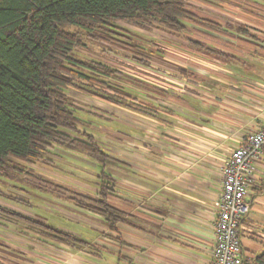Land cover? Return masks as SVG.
Instances as JSON below:
<instances>
[{
	"label": "crops",
	"instance_id": "obj_1",
	"mask_svg": "<svg viewBox=\"0 0 264 264\" xmlns=\"http://www.w3.org/2000/svg\"><path fill=\"white\" fill-rule=\"evenodd\" d=\"M203 1L233 5L226 12L217 7L222 16L203 15L223 27L196 23L195 39L181 38L169 46L175 57L162 50L166 53L156 57L161 64H153L148 77L154 85L136 95L137 103L151 111L121 108L126 120L118 141L120 155L108 150L117 159L108 160L115 165L110 169L114 194L108 201L121 211L122 220L111 227L100 214L78 205L96 220L84 224L88 233L77 232L73 225L65 229L88 246L49 237L53 243L47 246L58 251L41 250L28 257L30 248L24 247L16 257L11 251L16 243L5 237L7 250L0 249V264L212 263L221 167L242 134L264 124V11L257 0ZM240 25L250 33H240ZM98 178L93 184L82 182L92 186L91 194L76 190L79 186L60 187L96 198ZM248 197L251 212L239 231L244 260L250 264L264 251V150Z\"/></svg>",
	"mask_w": 264,
	"mask_h": 264
},
{
	"label": "trees",
	"instance_id": "obj_2",
	"mask_svg": "<svg viewBox=\"0 0 264 264\" xmlns=\"http://www.w3.org/2000/svg\"><path fill=\"white\" fill-rule=\"evenodd\" d=\"M186 1L0 0V173H7L15 162L40 161L54 146L83 153L104 166L108 160H117L85 130L89 122L80 116V106L69 92L81 91L120 109L143 112L151 108L139 105L137 96L114 80L118 77L115 70L94 58L84 59L77 51L92 39L128 45L115 36L127 37L119 31L123 22L172 32L185 30L186 21L223 27L187 8ZM238 29L250 33L243 25ZM98 177V197L86 198V202L76 200L77 196L69 199L97 212L114 227L122 220L121 211L108 201L114 194V178L106 168ZM41 224L58 241L79 247L90 244ZM243 264L249 263L244 260ZM250 264H264V251Z\"/></svg>",
	"mask_w": 264,
	"mask_h": 264
},
{
	"label": "rangeland",
	"instance_id": "obj_3",
	"mask_svg": "<svg viewBox=\"0 0 264 264\" xmlns=\"http://www.w3.org/2000/svg\"><path fill=\"white\" fill-rule=\"evenodd\" d=\"M232 1L240 4L243 0ZM257 1L260 4L256 6L264 11V0ZM186 4L188 8L196 10L197 13L208 14L210 17L211 15H223L217 7H222V11L226 12L230 6H233L223 3L217 5L215 2L205 3L203 0H187ZM255 10L258 11V9ZM240 21L242 19L238 20V22ZM201 22L200 20L186 21V29L176 32L157 26L138 27L123 22L120 23L122 29L119 31L127 37L115 36L126 41L128 45L114 39H92L87 40L86 47L79 48L77 53L84 59L94 58L102 61L115 70L118 77H114V80L125 87L130 94L136 96L143 87L148 91L154 85L153 81H149V78L153 74L152 65L161 64L156 59L166 53L162 50L164 48L172 49L173 51L171 50L170 53L167 50L166 54L174 56L175 50L169 49V46L180 43L181 38L184 40L195 39L197 36L194 35L193 28L198 26L196 23L202 24ZM134 44L143 46V49L133 46ZM183 52L186 53V51ZM169 55H167L168 59L171 58ZM143 61L148 62L145 64ZM143 75L146 77L145 80L141 78ZM69 93L80 106L81 110H78L80 116L89 122L85 126V130L93 134L105 150L110 149L113 154L120 155L118 140L122 137L121 129L124 126V120H126V114L123 112L126 111L105 104L81 91L71 90ZM49 150L40 161L15 162L7 173H0V249L7 250V247L2 245L6 237L7 241L16 243L11 245V251L16 257L23 254L19 249L24 247L30 248L26 252L28 257H35L33 252H41V250L45 252L58 251V249H50L51 247L47 246V242L53 243L49 237H54L48 234L49 230L41 223L64 231L67 230L65 229L67 226L72 230L73 225L77 232L86 231L88 233L89 228L84 224L96 219L90 215L92 213L83 211L76 201L69 199L77 196L76 200L86 202V196L71 191L66 193L60 186L69 185L73 188L79 186L76 190L90 193L92 186L87 187L82 182L93 184L96 175H99L102 169L106 168V171L110 173L111 166H115L108 161L105 164L107 167H105L102 162L94 158L61 146H54ZM15 166L23 170H18ZM72 233L78 235L73 231ZM44 248H48V250ZM65 248L63 250L67 253L68 250Z\"/></svg>",
	"mask_w": 264,
	"mask_h": 264
},
{
	"label": "built area",
	"instance_id": "obj_4",
	"mask_svg": "<svg viewBox=\"0 0 264 264\" xmlns=\"http://www.w3.org/2000/svg\"><path fill=\"white\" fill-rule=\"evenodd\" d=\"M264 124L246 131L221 167V192L215 200L213 260L211 264H243L240 222L251 212L249 188L256 162L263 155Z\"/></svg>",
	"mask_w": 264,
	"mask_h": 264
}]
</instances>
